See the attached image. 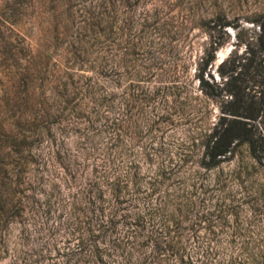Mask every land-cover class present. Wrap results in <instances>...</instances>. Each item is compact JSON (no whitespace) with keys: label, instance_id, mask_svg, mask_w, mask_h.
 <instances>
[{"label":"rangeland","instance_id":"obj_1","mask_svg":"<svg viewBox=\"0 0 264 264\" xmlns=\"http://www.w3.org/2000/svg\"><path fill=\"white\" fill-rule=\"evenodd\" d=\"M259 26L264 0H0V162L13 179L3 190L23 200L2 228L0 264H64L93 231L105 251L125 230L122 216L164 205L159 192L149 203L153 187L197 193L194 219L170 238L183 250L163 264L207 251L209 264H253L240 248L264 246V197L248 190L264 173L240 185L236 162L251 160L239 155L203 188L199 140L221 99L206 96L198 76L203 69L213 92L222 62L246 56ZM207 184L219 190L203 202ZM224 201L238 206L235 225L195 220ZM114 214L117 232H105ZM234 232L245 237L232 243ZM92 251L69 264H94ZM112 252L105 262L123 264Z\"/></svg>","mask_w":264,"mask_h":264},{"label":"trees","instance_id":"obj_2","mask_svg":"<svg viewBox=\"0 0 264 264\" xmlns=\"http://www.w3.org/2000/svg\"><path fill=\"white\" fill-rule=\"evenodd\" d=\"M259 29L262 30V33L254 47L250 46L246 56L229 57L222 62L219 73L223 82L217 84L215 88L213 87V92L210 93L208 90L210 84L205 79L203 69L198 76L203 93L208 97L221 99L220 116L211 128H207L202 133L199 140L202 153L199 156L200 162H197L199 167L198 178L202 181L203 188L206 185L204 181L209 177L208 174L219 170L225 164H232L228 161L239 155H242V160L244 157L251 160V162H236L232 174L239 180L240 185H246L259 172L264 173V26H259ZM222 46L223 43H217L214 52H217ZM214 59L215 56L207 59L205 65L208 66ZM163 177L165 180L166 176L163 175ZM9 180L13 181L8 170V164L7 162H0V236H2L3 226L8 225L19 216L20 210L17 212V209L23 205L21 199L14 204L12 197L3 190L8 185L6 181ZM248 184L250 187L248 190L256 196V200L264 197V182H259L256 178ZM207 188L209 189H205L202 193L204 195L203 202L211 200V197L207 198L209 192L219 190L218 185L213 186V188L208 185ZM225 188L226 185L221 187L222 190ZM157 192L163 198L164 205L160 208L148 206L145 215L137 214L134 216L131 214L129 216L126 214L122 216V220L126 224L125 230L115 244L102 251L98 245V239L102 232L96 234L93 231L89 240L91 243L86 244L84 240H80L76 245V252L64 253L63 257L67 258L64 264L71 263V258H77L89 246L93 248V251L88 260L94 264H107L104 255L111 256L112 251L121 254L123 264H131L135 256H137L139 264H163L167 256L179 255L183 248H178L176 252V247L170 238L175 231L181 229L182 224L194 219L197 206L189 198L197 193L192 190L188 191L187 195L175 193L172 196L171 192H164L161 188L153 187L152 192L147 197L149 203H152L151 205H153L152 197ZM225 201L222 204L213 205L214 210L195 220H198L200 224L205 223L207 229L210 230L217 220H220L223 229L235 225L239 219L236 212L238 206ZM231 215L236 218L234 223L229 218ZM116 217V214L108 217L105 232L112 234L117 232ZM157 226L158 228L155 230ZM237 235H241L242 238L245 237L243 233L237 232L235 234L234 232L231 235L232 243L236 242L234 238ZM150 248L151 250H149ZM240 250L248 255L253 264H264V246L256 252L243 243ZM212 255L214 253L209 251L199 252L196 260H192L188 264H209ZM180 260L182 264H187L183 255H180Z\"/></svg>","mask_w":264,"mask_h":264}]
</instances>
